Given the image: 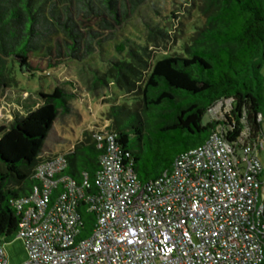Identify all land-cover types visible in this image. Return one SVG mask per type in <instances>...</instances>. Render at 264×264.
Segmentation results:
<instances>
[{
	"label": "trees",
	"instance_id": "obj_1",
	"mask_svg": "<svg viewBox=\"0 0 264 264\" xmlns=\"http://www.w3.org/2000/svg\"><path fill=\"white\" fill-rule=\"evenodd\" d=\"M143 1L0 0V94L15 82V68L30 76L50 74L72 60L93 65L92 91L115 85L124 94L122 103L104 111L106 123L84 130L66 151L44 153L51 143L64 141L54 123L71 112L74 96L57 83L48 92L38 91L37 105H27L23 114L0 126L3 241L16 236L20 220L10 200L39 184L33 171L51 155L65 156L63 173L78 185L86 173L90 185L84 193L95 192L93 178L105 152L97 135L103 143V135H112L122 164L141 181L170 171L180 153L203 143L214 130L238 147L242 141L262 142L264 0H189L187 12L197 18L178 29L183 34L173 33L176 14L170 11L165 22L138 40L126 36L115 42L116 28ZM106 41L112 46L106 47L104 58L91 57ZM167 43L173 44L171 50L154 54L149 48ZM218 103L219 117L204 121ZM85 205L81 201L78 206L81 234L95 221Z\"/></svg>",
	"mask_w": 264,
	"mask_h": 264
},
{
	"label": "built area",
	"instance_id": "obj_2",
	"mask_svg": "<svg viewBox=\"0 0 264 264\" xmlns=\"http://www.w3.org/2000/svg\"><path fill=\"white\" fill-rule=\"evenodd\" d=\"M93 185L63 173V154L39 163V184L10 200L20 214L22 264H259L264 259V163L258 144H229L219 130L178 155L170 171L141 181L124 166L111 134ZM49 153H46L48 155ZM95 213L81 234L78 213ZM0 264H8L0 237Z\"/></svg>",
	"mask_w": 264,
	"mask_h": 264
},
{
	"label": "rangeland",
	"instance_id": "obj_3",
	"mask_svg": "<svg viewBox=\"0 0 264 264\" xmlns=\"http://www.w3.org/2000/svg\"><path fill=\"white\" fill-rule=\"evenodd\" d=\"M186 1L189 0L143 1L137 11L116 28L118 37L114 41L124 39L126 36L138 40L139 37L147 33L148 29L160 26L165 22L167 20L166 14L170 11L176 14L173 18V25L176 27L173 33L176 35L183 34L178 29H186V24L197 18L195 12H187ZM105 32H108V30L106 29ZM180 39H182V36H180ZM111 46L112 43L106 41L95 49L91 57L101 54L104 58L103 53L106 47ZM171 47H173V44L168 43L166 46H149L154 54L159 51L171 50ZM92 66L91 64L72 60L52 70L50 74L36 73L33 76H30L28 72H21L15 68L12 73L15 82L0 94V126L8 125L15 116L23 114L27 109V105H37L39 102L38 91L48 92L57 83L60 86L69 88L74 92V96L71 100V112L60 116L57 122L54 123L56 135L63 138L64 141L51 143L44 153L53 154L66 151L69 145L68 142H74V140L81 138L84 130L95 129V123L98 125L106 123L103 113L111 104H120L123 101L124 94L115 85L92 91ZM262 71L264 74V67ZM221 105V103H218L210 109L205 115L204 121L219 117L222 111ZM224 105H227V102ZM262 139H264V117L262 120ZM258 157L264 163V144L258 152ZM3 247L8 264H22L27 257L24 241L20 237L15 236L11 241H3Z\"/></svg>",
	"mask_w": 264,
	"mask_h": 264
}]
</instances>
